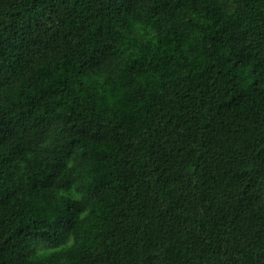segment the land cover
<instances>
[{"label": "trees", "instance_id": "16d2710c", "mask_svg": "<svg viewBox=\"0 0 264 264\" xmlns=\"http://www.w3.org/2000/svg\"><path fill=\"white\" fill-rule=\"evenodd\" d=\"M0 264H264V0H0Z\"/></svg>", "mask_w": 264, "mask_h": 264}]
</instances>
